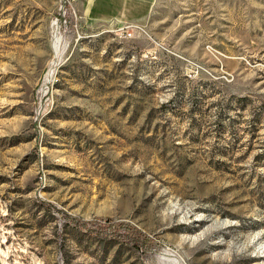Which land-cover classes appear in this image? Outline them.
Segmentation results:
<instances>
[{
	"label": "rangeland",
	"instance_id": "1",
	"mask_svg": "<svg viewBox=\"0 0 264 264\" xmlns=\"http://www.w3.org/2000/svg\"><path fill=\"white\" fill-rule=\"evenodd\" d=\"M59 5L0 0V264H264V0Z\"/></svg>",
	"mask_w": 264,
	"mask_h": 264
},
{
	"label": "crops",
	"instance_id": "2",
	"mask_svg": "<svg viewBox=\"0 0 264 264\" xmlns=\"http://www.w3.org/2000/svg\"><path fill=\"white\" fill-rule=\"evenodd\" d=\"M152 0H76L78 12L87 17H106V14H121L128 16L134 12L145 10Z\"/></svg>",
	"mask_w": 264,
	"mask_h": 264
},
{
	"label": "built area",
	"instance_id": "3",
	"mask_svg": "<svg viewBox=\"0 0 264 264\" xmlns=\"http://www.w3.org/2000/svg\"><path fill=\"white\" fill-rule=\"evenodd\" d=\"M76 0H60L59 9L62 12L63 16H72L74 19V24L76 27H79L80 24V15L78 14L77 7L75 6ZM67 18L64 19V22H67ZM72 22V21H71ZM124 30L126 31V34L128 37H132L136 31H143L145 32V29L143 26H141L139 23L136 22H128L125 23L123 26Z\"/></svg>",
	"mask_w": 264,
	"mask_h": 264
},
{
	"label": "bare ground",
	"instance_id": "4",
	"mask_svg": "<svg viewBox=\"0 0 264 264\" xmlns=\"http://www.w3.org/2000/svg\"><path fill=\"white\" fill-rule=\"evenodd\" d=\"M57 24V23H56ZM57 26L55 25V23L53 24V29L55 30H57V28H56ZM61 42H62V36L61 35H59V34H57L56 36H55V38H54V45L56 46V47H59L60 45H61ZM54 46V47H55ZM55 47V48H56ZM49 74H52V70H50V73Z\"/></svg>",
	"mask_w": 264,
	"mask_h": 264
},
{
	"label": "trees",
	"instance_id": "5",
	"mask_svg": "<svg viewBox=\"0 0 264 264\" xmlns=\"http://www.w3.org/2000/svg\"><path fill=\"white\" fill-rule=\"evenodd\" d=\"M79 225H80V227H82V228H88V226H87V223L86 222H84V221H79V223H78Z\"/></svg>",
	"mask_w": 264,
	"mask_h": 264
}]
</instances>
